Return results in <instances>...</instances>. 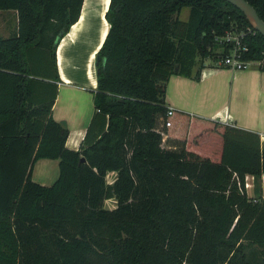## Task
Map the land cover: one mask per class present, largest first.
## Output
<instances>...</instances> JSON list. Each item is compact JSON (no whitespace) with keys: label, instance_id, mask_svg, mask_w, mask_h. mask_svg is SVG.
<instances>
[{"label":"trees","instance_id":"trees-1","mask_svg":"<svg viewBox=\"0 0 264 264\" xmlns=\"http://www.w3.org/2000/svg\"><path fill=\"white\" fill-rule=\"evenodd\" d=\"M81 1L0 0L16 14L15 31L0 36V264H264L258 136L218 125L213 158L162 140L168 77L197 80L203 60L225 52L215 37L250 27L242 13L224 0H109L93 113L73 150L51 105L55 48ZM245 1L264 23V0ZM244 43L242 58L264 71V35ZM38 159L57 160L49 185L31 180Z\"/></svg>","mask_w":264,"mask_h":264},{"label":"crops","instance_id":"crops-1","mask_svg":"<svg viewBox=\"0 0 264 264\" xmlns=\"http://www.w3.org/2000/svg\"><path fill=\"white\" fill-rule=\"evenodd\" d=\"M108 1L82 0L76 21L55 48L59 81L55 82L51 117L66 127L64 145L73 150L79 146L93 113V58L108 28L104 18ZM15 23V11L0 10V33L15 31ZM164 101L172 111L171 126L162 127L166 148L172 147L174 139L184 140L187 146L193 145L194 151L212 154L213 158L220 151L221 127L218 125L221 124L255 133L264 146V71L258 70L255 63L236 72L205 65L203 60L197 80L177 74L168 77ZM108 175L111 181L114 172ZM56 176L57 160L38 159L33 163L31 180L49 185ZM245 182L248 184L245 193L251 196L253 177L246 174ZM260 187L264 198V171L260 175Z\"/></svg>","mask_w":264,"mask_h":264},{"label":"built area","instance_id":"built-area-1","mask_svg":"<svg viewBox=\"0 0 264 264\" xmlns=\"http://www.w3.org/2000/svg\"><path fill=\"white\" fill-rule=\"evenodd\" d=\"M254 31L255 30L248 26L244 28L232 26L231 28L224 30L220 36L215 37V40L223 44L226 49L223 54L217 56V59L214 61V66L229 68L231 70H243L252 63L258 64L257 61H249L242 58L243 53L247 49L246 44L244 43V37ZM170 114L171 109L167 108L166 115L169 116ZM169 125L170 121L169 119H166L164 126ZM243 186L244 189L248 187V184L245 182V176Z\"/></svg>","mask_w":264,"mask_h":264},{"label":"water","instance_id":"water-1","mask_svg":"<svg viewBox=\"0 0 264 264\" xmlns=\"http://www.w3.org/2000/svg\"><path fill=\"white\" fill-rule=\"evenodd\" d=\"M235 8H237L246 21L248 22L249 26L255 30L256 32L264 35V23L263 21L257 16L253 7L245 0H224ZM80 161H83V158H80Z\"/></svg>","mask_w":264,"mask_h":264},{"label":"rangeland","instance_id":"rangeland-1","mask_svg":"<svg viewBox=\"0 0 264 264\" xmlns=\"http://www.w3.org/2000/svg\"><path fill=\"white\" fill-rule=\"evenodd\" d=\"M187 12H188V8H187V7H182V8L179 10V12H178V18L181 19V20H185L186 17H187ZM11 33H12V32H11ZM11 33H10V31H5V32L2 31L0 34H1V36L5 37V36H9V34H11ZM215 50L218 51L219 48H216ZM204 63H205V65H213V66H214V63H212L208 58H206V59L204 60ZM227 69H229V68H227ZM230 70H231V69H230ZM232 71L240 72V71H242V70H232ZM106 180H107V181H110V175H108V176L106 177ZM113 205H114V200H112V199H108V200H106V201L104 202V207H105V208H111V207H113Z\"/></svg>","mask_w":264,"mask_h":264}]
</instances>
